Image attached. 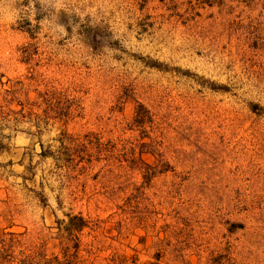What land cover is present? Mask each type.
I'll return each mask as SVG.
<instances>
[{
  "label": "rangeland",
  "instance_id": "rangeland-1",
  "mask_svg": "<svg viewBox=\"0 0 264 264\" xmlns=\"http://www.w3.org/2000/svg\"><path fill=\"white\" fill-rule=\"evenodd\" d=\"M1 239L264 264V0H0Z\"/></svg>",
  "mask_w": 264,
  "mask_h": 264
},
{
  "label": "trees",
  "instance_id": "trees-1",
  "mask_svg": "<svg viewBox=\"0 0 264 264\" xmlns=\"http://www.w3.org/2000/svg\"><path fill=\"white\" fill-rule=\"evenodd\" d=\"M8 243L5 239L0 240V264H4L6 261L18 260L21 264H72V257L68 252L64 253V258L60 259L59 255L47 257L41 249L32 250L30 254L24 257H18L13 253H8ZM7 255H4V254Z\"/></svg>",
  "mask_w": 264,
  "mask_h": 264
}]
</instances>
